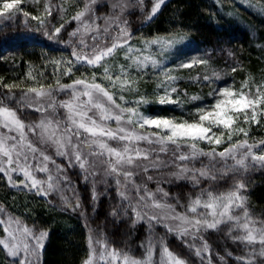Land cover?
<instances>
[{
  "label": "snow or ice",
  "instance_id": "1",
  "mask_svg": "<svg viewBox=\"0 0 264 264\" xmlns=\"http://www.w3.org/2000/svg\"><path fill=\"white\" fill-rule=\"evenodd\" d=\"M96 3L97 0H85L84 9L72 18L78 23L77 30L72 33L73 36L80 32L81 27L86 34L94 33L91 35V44L81 38L80 50L74 49L73 56L77 63L102 68V77H97L93 72L91 80L82 78L74 80L71 84H61L57 78L55 87L41 85L39 88H27L25 95L16 99V103L21 107L32 108L36 112L46 114L34 124L26 125L18 115L17 108L4 104V100L9 99V96L5 95L0 99V129L6 130L0 131V173L9 175V179L11 173H22L24 179L21 184L29 187L25 181L30 182L31 189H35L40 195L47 196L53 192H60L62 184L70 183L67 169L57 164L40 145L53 147L57 156L67 158L68 167L78 165L89 175H95L90 169L97 164L103 166L105 176L115 177L119 195L122 201L128 202V207L135 213L137 221L145 218L149 223L175 221L174 225L165 224V227L169 232L176 234L185 247H195L194 243H190L185 238L190 237L192 242L203 240V233L208 230L220 231L224 226L229 235L233 232L239 233L232 236L233 240L248 244L259 243L261 248L258 254L264 256V220L257 221L250 216L246 207V197L242 194V190L246 187L243 181H236L230 189L223 192L216 191L212 184H209L201 188L198 194L190 197L186 205H181L183 212H177L175 205L157 199V192L162 193L164 198L169 195L167 192L159 187L156 192H152L146 185L137 184L133 179L139 175L134 169L147 173L151 169L171 166L176 168V171L171 173L172 176L180 180H190L194 187H199L201 181L216 182L224 180L231 173L247 171L250 167L257 165L264 167V141L249 144L248 132L237 125L241 117L247 124L261 123L258 117H264V90H262L264 85H258L253 90L245 81L240 89L230 86L215 89L214 102L211 105L198 107L196 110L198 118L192 121L147 116L138 108H124L117 103L116 93L110 89H119L123 92L127 88L131 91L130 70L139 73L149 65L153 68L160 67L150 52L148 55L143 53L149 51L151 45L170 47L173 42L157 38L145 41L144 49L133 48L129 43L131 34L127 32L126 27L117 24L119 31L116 36H111L109 32L112 23H115L119 17L105 18L103 29L95 23L92 19L94 14L92 6ZM139 3L143 5L144 0H139ZM163 3L164 0H156L149 19L157 13ZM20 5L21 0H0V20H14L21 14ZM117 7L123 11L125 5H113V8ZM45 11L48 16L52 15L50 7L46 6ZM22 15L29 17L30 13L23 11ZM86 16L87 20L84 19ZM31 19L38 21L39 28L45 29L44 34L52 38L47 31L45 19L38 16H31ZM63 27V24L55 27L53 35L59 34ZM84 49L90 51L84 52ZM117 49L123 50L125 61L130 63L120 65L119 74L114 75V69L107 63V58H114ZM161 50L163 51V47ZM197 64L205 65L207 61L194 60L179 67L191 68ZM71 71L72 62L69 61L63 74L68 75ZM171 72V69H161L160 75L164 79L157 87L162 88L164 94L158 96L160 104L179 103L178 99H172V94L177 92L175 81L178 77L173 76ZM213 76L219 79L217 74ZM212 78L208 75L203 76L205 81ZM97 79L101 82L98 83ZM103 81L108 83L105 84ZM5 87L12 86L5 85ZM61 92L69 95L70 98L57 100V95ZM118 99L123 101V95ZM192 99L195 100L197 97ZM136 103L147 104L149 101L141 97ZM61 109L64 110L62 118ZM110 121L115 122V127H112ZM137 126L139 129L148 126L156 131H136ZM29 133L36 137L35 141L29 139ZM241 133L245 139L233 141V136ZM110 142H115L116 146ZM201 143L209 145V149L205 151L199 146ZM225 143L227 146L217 151V148ZM254 148L260 149L262 154H255ZM162 155L168 159H162ZM201 158H207V163ZM30 161H35V164ZM197 161L201 165L199 168L195 167ZM49 163L55 166L54 170L49 167ZM35 173H44L45 178L37 179ZM84 179L87 180L88 176L85 175ZM147 179L151 180L152 176H148ZM133 191L135 204L131 196ZM61 198L67 202V197ZM92 199H97L94 189ZM177 203H179L178 199ZM76 207H79V203ZM111 214L115 216L117 212L114 210ZM3 223L0 221V224ZM4 231L7 232L8 229L5 228ZM23 233L35 241L37 249L42 247L41 241L46 233L42 232L37 236L27 228L23 229ZM9 235L15 240V236L11 233ZM88 240L90 258L86 264H93L92 258L97 253L95 245L101 247L99 258L105 264H151V246L148 251L149 259L142 262L115 248L108 250L107 244L100 239L94 240L89 236ZM0 245H4L12 257L18 256L23 251L25 258L18 264H30L27 259L30 251L28 243H24L21 248L18 244H9L5 240H0ZM207 249L208 245L205 241L201 248H196L195 254L200 256L201 252ZM159 264H187V262L171 252L167 246H163V255ZM248 264L252 262L248 261Z\"/></svg>",
  "mask_w": 264,
  "mask_h": 264
},
{
  "label": "trees",
  "instance_id": "2",
  "mask_svg": "<svg viewBox=\"0 0 264 264\" xmlns=\"http://www.w3.org/2000/svg\"><path fill=\"white\" fill-rule=\"evenodd\" d=\"M155 2L144 0L143 5H140L139 0L133 1L132 8L125 15L131 36L136 33H180L186 40L178 51L184 49L190 50L189 53H200L207 61L206 71L211 75L216 70L219 79L214 76H210L213 78L209 81L202 77L185 79L181 83L184 88L183 92L180 91L181 103L151 104L147 107L149 112L192 118V115H196V108L214 101L215 86L238 84L245 78H250L252 83L264 77V0H247L245 3L237 0H164L157 13L149 19ZM46 6L51 8V16L47 15L44 9ZM20 7L33 16L45 19L47 31L52 35L50 39L44 34L45 29L39 28L36 23L30 25V28L22 26L21 16H17L11 24L0 26V99L9 96L4 104L17 108L22 120L31 124L42 113L16 103V99L25 95L28 88L22 80L31 79L39 83V87H55L58 78L55 64L59 58L69 56L76 62L73 50L79 51V45H76V38L69 33L76 26L77 22L72 18L83 9L84 0H21ZM61 24L64 25L61 32L53 35L54 28ZM77 64L83 66L82 69L77 68L71 75L60 77L61 84H71L82 78L91 80L90 65ZM145 82L141 81L142 88L147 86ZM192 97L197 99L193 100ZM68 99L69 95L63 92L57 95V100ZM60 116L63 117L61 113ZM260 120V124H248L245 129L249 144L264 141V117ZM243 139L245 137L241 133L235 141ZM199 146L205 151L209 149L205 145ZM221 150L217 148V151ZM253 152L262 154L258 148H254ZM201 159L207 163V158ZM61 162L67 169L70 183L62 184L60 192L47 196L17 188L11 185L6 174L0 173V210L20 220L33 234L38 236L42 232L46 233L41 241L42 247L36 254V264H84L90 252L89 228L103 234L111 247L142 260L148 238L155 236L152 223L136 221L128 202L122 201L117 186L112 183L104 193L97 190V199L93 200L92 185L83 178L80 170ZM200 166L197 161L195 167ZM139 174L133 178L135 181L144 183L151 190L157 187L163 189L169 194L165 201L180 211L184 210L181 205H186L190 197L209 184L216 191L223 192L236 181H243L246 187L242 194L246 197L250 216L257 221L264 220V167L259 165L247 171L231 173L224 180L201 181L199 187H194L190 180H180L168 173L152 176L151 180L147 179L150 176L147 173L145 176ZM156 194L163 196L162 193ZM62 196L67 197V202ZM77 203L79 207H76ZM114 210L117 212L115 216L111 214ZM3 229V224H0V240L4 234ZM237 234L233 232L229 235L224 226L220 231L208 230L203 233L209 257L214 264H248V261L264 264V256L258 254L261 245L233 240L232 236ZM162 241L164 246L187 264H209L205 260L206 256H197L168 230ZM19 261L8 254L4 245H0V264H18Z\"/></svg>",
  "mask_w": 264,
  "mask_h": 264
},
{
  "label": "rangeland",
  "instance_id": "3",
  "mask_svg": "<svg viewBox=\"0 0 264 264\" xmlns=\"http://www.w3.org/2000/svg\"><path fill=\"white\" fill-rule=\"evenodd\" d=\"M133 1H138V0H97V3L92 6L94 8V14L92 16V19L95 20V23L97 25H99L101 29H103L105 27V18L119 17V19L115 23H112V26L109 29L111 36H116L118 34V31H119L117 24H119L120 27H126V29H127V23L126 24L124 23L126 21L125 15L132 8ZM237 1L245 3L247 0H237ZM84 4H85V0H84ZM114 4H124L125 8L123 11H121L119 7L113 8ZM44 9H45V7H44ZM83 9H84V7H83ZM22 12H23V9H21V14L17 15V16H21V20H22L21 23L23 24L22 26L30 28V25H33L35 23H36L35 25H38V21L31 19V16H33V15L30 14L29 17H24L22 15ZM39 17H41V16H39ZM97 17L99 19H96ZM84 19L87 20L88 17L86 16ZM14 20H12V21L0 20V26H3L4 24H11V23H13ZM77 27H78V23H76L74 30L71 31L69 34L72 35V33L77 30ZM127 32L129 33L128 29H127ZM92 34H94V33H92ZM92 34H86L84 29L81 27L80 32H78L77 35L73 36V38H76V45H79L78 50H80V47H81L80 46L81 38H83L89 44L92 43V40H91ZM157 38L161 39L162 41L168 40V41H171L173 43L171 44L170 47L161 46V45H151L149 51H146L143 54L148 55L150 52L152 55V58H154L158 61L160 67L153 68L151 65H149V67L147 69H145L143 72H139V73L135 70H130V72H131L130 86H131L132 90L129 91V90H127V88H125V90L123 92L119 91V89H110V90L116 93L117 103L121 104L122 107L134 108V109L138 108V110L141 113H143L147 116H159V117L175 118L177 121H180V120L192 121L194 119H197L198 117L196 115H192V118L191 117L177 116V115H172V116H170V115H168V116H166V115H155V114H153L147 110L148 109L147 107L151 104H160V103H158V96L164 94L163 89L157 87L158 83L164 79V77L162 75H160L161 69H164V70L171 69L172 70L171 74L173 76L178 77V79L175 81V87L177 88V92L172 94V99L173 100L178 99L179 103H181V94L184 90L181 83L184 82L185 79L192 78L195 80V78L196 79H200L201 77L203 78L204 75L213 76V74H217V71L215 70L213 74L211 72V75H209V72L206 71L207 70L206 65L197 64L191 68L179 67V65H181L183 63H190L194 60H205L200 53H193V52L189 53L190 50H184V49H182V51H180V50L178 51V48L180 46H182V44L186 40V38L183 37V35L180 33H166V34H154V35H147L144 33H141V34L136 33L130 37L129 43L133 48L144 49L145 48V41H151V40L157 39ZM109 43H110V41H109ZM162 47H163V51L161 50ZM88 51H90V49H84V52H88ZM69 61L72 62V71L68 75H71L75 69H77V68L82 69V67H83V66H80V64H77L75 61H73L69 56H61L59 58V61H57L60 63L57 64V62H56V64H55L56 65L55 66V73L57 74V77L59 78L60 81L62 80L60 77L68 76V75H64L63 73L66 71ZM107 63L114 69V75H115V74H119L120 65H124V64L130 63V62L125 61L123 50L117 49L116 56L114 58L113 57L107 58ZM90 68L92 69V73L93 72L96 73L97 77H102V74H103L102 68L92 67V66H90ZM217 75H219V73ZM89 76H92V74H89ZM122 80H123V77H122ZM141 81H146L145 83L147 84V86H144V88H142L140 86ZM245 81H247L249 83V87H251L253 89H256V87L258 85H264V77L262 79H260L259 81H255L252 83L250 81V78H245L241 82H239L238 84L228 83V84L221 85V86L217 85L214 88L218 89V88L230 86V87H233L235 89H240L241 84L244 83ZM97 82L100 83L101 80L97 79ZM103 82L105 84L108 83L107 81H103ZM22 83H25L28 88L29 87H38L39 88V86H38L39 83L36 84V82L32 81L31 79L25 78L24 80H22ZM262 90H264V88H262ZM180 91H182V92H180ZM120 95H123V97H124L123 101L118 99V97ZM141 97H145L149 101V103L137 105L136 102L138 100H140ZM179 103H171L169 105H172V104L178 105ZM212 103H204L201 107L211 105ZM196 110H197V108H196ZM63 112H64V110L61 109L60 113L62 114V116H63ZM43 115H46V114H42L37 120H35V122H33L31 124L38 123L40 121V119L43 118ZM261 118L262 117H258V119H261ZM24 123L26 125L30 124V123H26L25 121H24ZM109 123L112 125V127H115L114 121H110ZM251 124L255 125V123H251ZM237 125L243 129H246L248 124L244 123L243 118L241 117L237 121ZM125 126L131 127L128 125H125ZM135 130L140 131V132L156 131V129H150V128H148V126H145V129H139V127L137 126ZM0 131H6V130L0 129ZM26 131H27V129H26ZM214 131H216V130L214 129ZM10 135H15V133H10ZM28 135H29V139H31L33 141L36 140V137L33 136L31 133H29ZM238 136H233V141H235V139ZM110 143H112L113 146H116L115 142H110ZM200 145H205L206 148L210 147L209 145H206L204 143H201ZM142 146H146V145L142 144ZM226 146H227V144L225 143V144H221L218 148H221L223 150V148ZM40 147L44 148L46 150L47 154L50 155L56 161L57 164L64 167V165L61 162V161H64L65 164L68 165L67 158L57 156L55 153V148L49 147V146H46L43 144H41ZM161 158L165 159V160L168 159L165 156L164 157L162 156ZM30 163L35 164V161H30ZM49 167L53 170L55 169V166L52 165L51 163H49ZM76 167L82 173L83 178L85 177V175L88 176L87 181L90 182V184L92 185V190L94 189L95 193H97V190L104 193L107 186L111 183L113 185L117 186L115 183V177L105 176L104 175V167L99 165V164H97L94 168L90 169V172H94L95 175H89L88 173H85L84 171H82L78 167V165ZM174 168L175 167L170 166V167H162L159 169H151L149 172H147V175L155 176L158 174L165 175L166 173H168L170 176H172L171 173H173L175 171ZM134 171H138L141 174H143L144 176L146 174L142 170H139V169H134ZM10 175H11V179H9V175H7V178L10 180L11 185L16 186L17 188H23L26 190L36 191L35 189H31L30 182H28V181H25V183H28L29 187H24L23 184H21V181H23V179H24L22 173L14 172V173H11ZM35 175H36L37 179H44L45 178L44 173H35ZM135 182L137 184H139L137 181H135ZM142 184L145 185L144 183H142ZM149 190L152 192H156L155 189L154 190L149 189ZM157 193H159V192H157ZM131 196H132V198H134L132 200L136 203L134 191L131 193ZM156 196H157V194H156ZM157 199H162L163 201L166 200V198H164L163 196H157ZM135 203H133V204H135ZM0 209H2V208L0 207ZM176 210H177V212H183L184 211V210L180 211L178 209H176ZM156 211H159V210H156ZM237 211H240V210H237ZM134 218L136 220L135 213H134ZM144 220L147 221V223H149L146 218ZM0 221L4 222L3 228L8 229L7 232H5L3 229L4 234H3L2 240H5L9 244H18L21 246V248L23 247L24 243H28L30 246V251L28 253L27 259L30 262V264H36V254L39 251V248L37 249L35 247V241L32 240L31 237H28L25 233H23V229L27 228V227L20 220L15 218L14 216H12L8 213L4 214L1 210H0ZM151 223H152L151 225L153 227L152 232H154L155 236H151L148 238V241L146 243L147 244V250H146L145 256L140 261L144 262V261H147L149 259L148 251H149V246H151V249H152V255L150 258L151 264H159V261L161 260L162 255H163L164 244H163L162 238L164 237V233L167 230V228L165 227V224L172 226L176 222L175 221H164L163 223H156L153 221ZM89 230H90V236H92L94 238V240L100 239L104 243H106L103 234L93 230V228H89ZM9 233H11L12 236H15V240H13L11 238ZM172 234L175 237H177L176 234H174V233H172ZM185 239H187L190 243L195 244V247L189 248V249L193 250L194 252H195L196 248H201L203 246V243H204V240H199V239L192 242L190 237L185 238ZM95 246L97 248V253H96V256L92 258L93 264H105V262L99 258V253L102 250L101 247L99 245H95ZM107 247H108V250L113 249V247H111L108 244H107ZM7 251H8V249H7ZM121 253H124V252H121ZM201 255H202L201 258H203V256H206L205 260H207L209 262V264L211 262H212L211 264H214L212 259H210V257H209L210 254L208 252V249L206 251H202ZM14 258L19 259L20 261H23L25 258V254L23 251H21L20 254ZM89 258H90V252H89V257L86 261H88ZM84 264H86V262Z\"/></svg>",
  "mask_w": 264,
  "mask_h": 264
}]
</instances>
